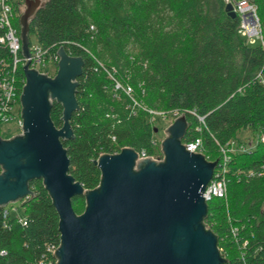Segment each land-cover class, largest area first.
Listing matches in <instances>:
<instances>
[{"label":"trees","instance_id":"16d2710c","mask_svg":"<svg viewBox=\"0 0 264 264\" xmlns=\"http://www.w3.org/2000/svg\"><path fill=\"white\" fill-rule=\"evenodd\" d=\"M251 1L264 38V0ZM229 2L46 0L30 18L29 35L55 72L61 45L84 59L79 109L70 120L75 137L62 142L70 172L87 189L100 184L94 160L102 153L129 146L162 156L152 115L142 106L186 113L190 128L183 142L202 137L210 160L222 162V147L238 139L240 130L257 132L262 138L254 148L229 154L227 196L208 202L206 222L219 236L225 264H264V43L252 44L241 34V18L226 10ZM11 3L20 35V0ZM11 58L0 45V67ZM17 74L21 94L22 63ZM116 79L130 84L133 96L116 89ZM62 115L63 106L55 101L51 117L57 127ZM31 189L34 197L21 201L18 213L6 217L8 206L0 207V264L56 263L59 213L41 179L33 180ZM72 203L83 213L84 196Z\"/></svg>","mask_w":264,"mask_h":264},{"label":"water","instance_id":"95a60500","mask_svg":"<svg viewBox=\"0 0 264 264\" xmlns=\"http://www.w3.org/2000/svg\"><path fill=\"white\" fill-rule=\"evenodd\" d=\"M25 1L19 20L23 125L11 137L0 133V207L33 198L31 182L43 181L60 216L55 264H225L204 197L219 160L186 148V113L165 128L162 159L143 158L127 146L94 160L102 172L97 187L87 189L72 175L62 141L75 137L70 120L79 109L84 59L61 45L54 74L31 67L30 18L46 0ZM226 10L236 16L231 2ZM55 101L63 106L61 127L51 117ZM78 195L86 198L81 214L72 203Z\"/></svg>","mask_w":264,"mask_h":264},{"label":"built area","instance_id":"2783aa9c","mask_svg":"<svg viewBox=\"0 0 264 264\" xmlns=\"http://www.w3.org/2000/svg\"><path fill=\"white\" fill-rule=\"evenodd\" d=\"M234 6V10L241 18L240 32L246 36L250 43H256L261 41L262 29L260 19L257 13V6L251 0H242L240 2H231ZM13 6L11 0H0V45H6L11 53V59L9 62L3 60L0 67V124L14 122L20 129H22L23 119L21 117V103L19 94V78L17 74L18 66L26 62V59L22 55V42L21 36L18 34L16 27L13 25ZM31 67L37 68L41 72L48 71V64L50 61H46L44 58V50L36 43L31 42ZM113 78V73L110 74ZM116 89H122L126 94L133 96V87L130 84L123 83L116 79ZM22 93V91H21ZM135 104H139L136 98H133ZM142 106L141 104H139ZM142 108L148 111L154 116H161L164 111L154 110L142 106ZM177 116L180 115L178 111H173ZM199 119L203 122L204 118L199 116ZM1 133V131H0ZM264 138V137H263ZM234 140L226 147H222L223 157L222 162L219 161L218 168L216 169L215 176L208 184L204 197L209 202L212 198H225L227 196L228 182L224 173L227 169L228 161L230 160L229 152H233L231 147L234 144ZM186 148L191 152L203 151L202 137H196L192 140L184 142ZM243 144L237 149V152L248 151ZM117 153V152H116ZM140 156L145 158L149 157L145 152L140 153ZM151 157V156H150ZM155 159H162L160 157H153ZM11 210L5 209L4 216L11 214ZM25 223V222H24ZM234 234H237V229H234Z\"/></svg>","mask_w":264,"mask_h":264},{"label":"rangeland","instance_id":"374dc122","mask_svg":"<svg viewBox=\"0 0 264 264\" xmlns=\"http://www.w3.org/2000/svg\"><path fill=\"white\" fill-rule=\"evenodd\" d=\"M235 2H240L242 0H234ZM20 6V15L25 11L27 5L25 0H20L19 3ZM262 29V27H261ZM263 37V36H262ZM33 44H36L35 38L32 39L31 41ZM261 42L264 43V38L261 39ZM48 71L51 74L55 73V65L53 62L48 64ZM177 117V115L174 112H167L164 111V114L161 116H154L153 120L154 124L157 128L156 131V136L161 142L163 138L165 137V128H167ZM0 131L1 135L4 138L11 137L12 135H15L21 131V129L14 123V122H9V123H2L0 124ZM238 139L234 140V144H232V148L234 149L233 152H237V149L240 145H244L246 148L251 149L256 146V144L259 142L260 138H262L257 132L252 131L251 129H244L240 130L237 135ZM231 151L229 152V154ZM8 208L13 212V213H18L20 211V206L21 202H14V203H9Z\"/></svg>","mask_w":264,"mask_h":264}]
</instances>
